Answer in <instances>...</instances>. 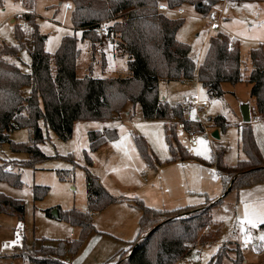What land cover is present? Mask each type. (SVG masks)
<instances>
[{"label": "rangeland", "instance_id": "rangeland-1", "mask_svg": "<svg viewBox=\"0 0 264 264\" xmlns=\"http://www.w3.org/2000/svg\"><path fill=\"white\" fill-rule=\"evenodd\" d=\"M223 2L226 3L224 0L218 1L208 12L213 11L218 15L221 12L224 21L231 18L229 24L233 27L230 28L238 31L242 80L236 84L222 83L223 94L219 98L211 97L194 79L186 83L177 80H161L158 83L159 97L172 105L180 104L184 109V118L198 122L201 126L200 130L194 128L190 131L180 130L177 124L182 121L174 122V119H146L139 104L127 102L118 118L113 121H75L72 135L66 140L58 138L40 121L39 125L45 139L37 146L45 155L43 159L31 160L28 153L12 150L11 143H31V132L27 128L5 133L10 142L0 138V161H12L13 164H7L5 167L13 168L18 172L20 180L19 185L0 181V193L23 205L21 216L15 212H0V254L3 256L0 257V264H37L30 262L26 255L31 251H45L47 247H56L60 242L66 246L63 256L60 257L66 264L116 263L120 256L130 251L129 241L138 233V210L130 212L127 208L126 211H121L120 206L115 205L105 207L102 212H96L97 219L92 217L94 230L83 240L74 254L68 252V244L80 237V228L64 219L47 216L45 212L46 209L51 211L57 208L61 212L72 209L87 210L84 153H88L91 157L90 152H92L89 150L88 130L103 131L107 128H115L118 138L116 143L123 149L121 156L127 155L117 159L106 148H101L92 155L91 159L95 161V165L92 169L90 166L89 170L98 179H102L104 184L100 179L99 181L104 187L107 186L114 191L115 188H126L125 186H140L138 194L135 193L134 196L142 199L146 205L160 209L185 205L202 206L207 198L218 192V189L222 190L221 180L213 177L208 165L196 160L192 163L166 162L169 158V150L165 140L164 125L174 126L179 141L198 158L209 160L218 148L222 149L223 162L229 166L245 158L240 145L241 123L238 117V104L239 101H249L253 109L256 107L255 100L250 95L251 86L246 79L251 65L250 50L258 46L264 47V1L240 2L231 8V10L234 8V11L230 15L226 13L230 6L224 5L221 11ZM182 5L187 15L168 17L183 19L182 25L177 30V38L191 47V53L196 60L207 50V48L204 50L207 35L209 37L218 32L213 33L208 30L206 14L198 12L192 6ZM71 7L72 4L66 7L65 2L59 0H34L29 6L26 0H3L0 6V42L7 45L16 44L17 25L24 32V41L30 39L31 28L23 17L27 13L35 17L38 31L42 37H45L44 50L48 53L53 54L57 50L63 36L72 35L77 38L80 53L76 62V73L79 77L85 74L94 77L128 76L130 72L125 57L109 56L107 59L96 48L97 42L93 49L89 39H81V31L74 30L72 26ZM113 22L110 18L98 28L96 33L100 40L108 37V40L112 39V36H107L106 29ZM103 30L106 33H103ZM236 38H232V43L233 40H238ZM104 48L107 49V51L103 49L105 54H111L112 49L109 46L104 45ZM197 54L200 55L197 57ZM18 59L21 69L29 72L30 56L26 48L19 52ZM195 95L199 101L208 102L207 108L196 111L185 104V99ZM219 114L224 115L228 123L224 129H218L219 138L203 134V124L199 119L203 120L211 133L217 128L210 119ZM254 114L258 121L248 124L251 125L260 152L264 156V117L258 113ZM193 132L197 133V145L190 147L186 140ZM133 135L144 137L149 149L161 162L158 168H151L141 158ZM201 139L206 142L204 145L199 143ZM113 151L117 154L120 149L114 147ZM27 160H31L32 163L20 165L19 162ZM154 175L156 176L154 180L148 182ZM115 179H118V183H115ZM42 187L46 190L41 194ZM37 190L40 195L37 193L39 198L35 199ZM109 193L117 197L116 194L110 191ZM134 196L128 197V200L131 202ZM131 204L134 206L132 202ZM123 214L125 220L118 223V219ZM210 216L212 223L204 233L211 231L214 235L213 232L217 229L216 236L204 245L197 242L176 264H208L220 247L227 255L224 262L232 264L230 257H234L233 249L236 245L240 246L243 253V264H264V240L260 239L264 236V228L259 227L264 223V182L229 192L222 198V202L210 210ZM242 242L245 247L241 245ZM19 244L22 246H18ZM12 246L14 248H11ZM33 253L30 255H36ZM123 259L125 256L121 258Z\"/></svg>", "mask_w": 264, "mask_h": 264}, {"label": "trees", "instance_id": "trees-1", "mask_svg": "<svg viewBox=\"0 0 264 264\" xmlns=\"http://www.w3.org/2000/svg\"><path fill=\"white\" fill-rule=\"evenodd\" d=\"M33 1L26 0V3L29 6ZM62 1L71 2L73 29L80 30L81 39H89L93 49L95 42L100 40L96 31L104 21L113 19L107 34L112 39L116 37V40L113 39L115 51L126 57L130 74L126 77H94L91 74L79 77L76 73L80 53L77 38L72 35L63 36L57 50L50 54L44 50V40L38 31L35 17L24 14V20L31 28L30 39L24 41V32L17 25L16 44L0 42V138L9 141L5 133L20 128L29 129L31 143H11V147L13 151L28 153L31 160L45 158L37 146L45 139L40 121L58 138L66 140L72 135L75 121L116 119L126 103L131 102L140 105L146 119H174V122L184 123L185 131L191 128L200 130L198 122L184 118V109L180 104L172 105L159 97V81L196 79L211 97H219L223 94L222 83L236 84L242 80L239 40H233L232 47L228 48V35L218 32L210 36L204 57L197 65L196 60L190 56V46L176 38L183 19L168 17L157 10L158 3L166 2L172 7L192 5L198 12L207 14L220 0H59ZM2 3L3 0H0V6ZM198 3L203 6L198 8ZM25 48L30 56L29 72L23 71L18 62V54ZM249 58L252 69L246 81L251 84L250 95L255 100L257 113L264 115V47L251 49ZM210 120L216 128L226 127L221 115ZM87 135L89 150L92 152L106 141L117 138L113 127L103 131L89 130ZM164 135L169 150L167 163L196 160L213 166L223 190H228L227 193L264 182V156L250 124L244 123L240 128V145L245 158L233 166L223 162L221 148L215 150L209 160L192 155L179 141L172 125H164ZM133 140L146 164L154 169L161 165L143 136L133 135ZM84 155L87 210L61 212L57 208L58 219H64L80 228V237L68 244V252L72 254L94 230L93 214L123 200L122 197L111 195L90 172L92 159L88 153ZM31 160L19 163L24 166L31 164ZM7 164L13 162L0 161V181L19 185L18 172L13 168L5 169ZM41 190L42 194L46 189L42 187ZM37 193L40 195L37 190L35 199L39 198ZM223 197L210 204L205 203L203 207L178 206L172 209L153 208L142 199L134 197L131 202L141 212L138 235L130 242V252H123L124 255L116 263L176 264L197 242L204 245L216 236L217 229L214 235L211 231L204 233V230L212 223L210 210L222 202ZM0 212H15L21 216L23 205L0 193ZM45 212L51 216L50 209ZM259 227L264 228V223ZM65 249L66 246L60 242L56 247H47L45 251H31L26 258L37 264H66L60 259ZM233 251L235 255L231 259L232 263L243 264L244 256L240 246L236 245ZM32 252L36 255H30ZM124 256L125 259L121 260ZM226 257L220 247L208 264H226Z\"/></svg>", "mask_w": 264, "mask_h": 264}, {"label": "crops", "instance_id": "crops-1", "mask_svg": "<svg viewBox=\"0 0 264 264\" xmlns=\"http://www.w3.org/2000/svg\"><path fill=\"white\" fill-rule=\"evenodd\" d=\"M240 2H244V1H242V0H227L226 1V3H224L223 2V4L221 5V11H223V9H224V5H226V7H228V6H230L229 7V11H227L226 10V13H227V15L229 14H232L233 13V11H234V8H233V10H231V8L232 7H234L236 4H238V3H240ZM185 5H188V4H185ZM188 6H192V5H188ZM193 7V6H192ZM220 17L222 18V13L220 12ZM230 19L231 18H227L226 19V21H224V19L222 18V24H223V27H222V30H221V32L222 33H224V34H226V35H228V36H230V35H234V37L236 38V39H240L239 38V36H238V31H236V30H234L233 28L231 29L230 28V26H232V25H230L229 24V22H230ZM233 27V26H232ZM107 30V29H106ZM103 33H106V31H102ZM81 33V32H80ZM107 36H108V34H107ZM210 37V36H209ZM209 37L207 36V38H205L206 39V41H205V44H204V50H206V48L208 47V39H209ZM176 38H177V32H176ZM108 39H109V37H108ZM107 38H102L99 42H97L96 44H97V46H96V48L101 52V55H103L104 54V56H106L105 58H107L108 59V57L110 56V57H121L122 55H120V54H118L116 51H115V48H114V40H116V37L115 38H113V39H110V40H108ZM178 39V38H177ZM179 40V39H178ZM239 42H240V40H239ZM104 45H106V46H109L112 50H111V54H105L104 52H103V49H105L104 48ZM95 47V46H94ZM106 51H107V49H105ZM103 53V54H102ZM203 54V53H202ZM201 54V56H199L200 54H197V57L199 56V59L198 58H196V62H197V65H199L200 63H201V61H202V59H203V57H204V54L202 55ZM194 54H192L191 53V47H190V56L193 58V59H195L194 58V56H193ZM123 57H125V56H123ZM240 57H241V52H240ZM78 59V58H77ZM125 59H126V57H125ZM198 59V60H197ZM242 60V59H241ZM241 64H242V61H241ZM250 64H251V62H250ZM252 69V64L250 65V68H249V70H248V73H247V76H248V74H249V72H250V70ZM84 76V75H83ZM118 77H120V76H118ZM193 80V79H192ZM195 81H196V83L199 85V86H201V84L196 80V79H194ZM177 81H180V80H177ZM181 83H186V82H188V81H180ZM250 86H251V84H250ZM204 88V87H203ZM205 89V88H204ZM206 90V89H205ZM207 92V91H206ZM219 97H221V96H219ZM219 97H214V98H219ZM256 108V107H255ZM253 109V107L251 106V102H250V109H251V115L253 116V113H255V114H257V109ZM238 114H239V119H240V123H241V125H240V127L244 124L242 121H241V117H240V113L238 112ZM254 114V115H255ZM219 115H221V116H223L224 117V119H225V123H226V125L228 124L227 123V119H226V117L224 116V115H222V114H219ZM262 117H264V115L262 116ZM118 118V117H117ZM113 120H115V119H113ZM113 120H107V121H113ZM240 127H239V129H240ZM219 128H217V130H218ZM89 131V130H88ZM88 133V132H87ZM218 133H219V131H218ZM88 136V135H87ZM118 139V138H117ZM117 139H115V140H108L107 142H105L104 144H101L98 148H97V150H95V151H93V152H90V154H91V157H92V155L95 153V152H97L98 150H100L101 148L103 149V148H106V150H108V152H112V156H114L115 158H117V159H122L123 157H125V156H127V155H124V156H121V152L123 151V149L121 148V146L120 145H118L116 142H118L117 141ZM115 141V142H114ZM88 143H89V141H88ZM114 147H117V148H119L120 149V151H119V153H117V154H115V152L113 151V149H114ZM262 152H263V150H262ZM264 153V152H263ZM195 160H186V161H176L175 163H179V162H194ZM196 162V161H195ZM94 165H95V161L92 159V165H91V169L94 167ZM205 166V165H204ZM162 167V166H161ZM209 169H210V171L213 173V177L214 178H216V180H217V178H219V175H218V173H217V171H216V169L213 167V166H207ZM158 168V167H157ZM121 172H122V170H121ZM156 176L154 175L152 178H151V180L150 181H148V182H151L152 180H154V178H155ZM100 179V181L102 182V179L101 178H99ZM220 179V178H219ZM118 181V179H115V183H118L117 182ZM147 182V183H148ZM103 183V182H102ZM104 184V183H103ZM110 192H112V193H114V194H116V196L117 197H122L123 198V200H120V201H118V202H116V203H112V204H110V205H108L107 207H113V206H120V209H121V211H126V209L128 208V210H130V212H132V210L133 211H136V210H138L139 211V217H140V210L139 209H135V207L131 204V202L128 200V197H130V196H134V194L136 193V194H138V189H139V187L140 186H131V187H128V186H125L126 188H115L116 190H111V188H109V187H107V186H105ZM227 191L228 190H226V191H224L223 190V188H222V190H220V189H218V192L216 193V194H214V196H212L211 198H207V201L205 202V203H210V202H214L215 200H217V198L219 197V196H221V195H223L224 197L225 196H227ZM134 197H137V196H134ZM144 199H146V198H144ZM205 203H204V205H205ZM204 205H199V206H195V207H203ZM185 206H194V205H185ZM106 207V208H107ZM178 207V206H177ZM154 208V207H153ZM105 209V208H104ZM103 209V210H104ZM158 209H160V208H158ZM172 209V208H171ZM103 210H101L100 212H102ZM98 213V212H97ZM97 213H95L94 215H93V218H95L96 217V215H97ZM52 217V216H51ZM139 217H138V220H139ZM92 218V219H93ZM95 219H97V217L95 218ZM119 222L118 223H120L122 220H125V214H123L119 219ZM138 231H139V226H138ZM137 235H138V233H137ZM136 235V236H137ZM135 236V237H136ZM142 237V236H141ZM140 237V238H141ZM135 239V238H134ZM133 239V240H134ZM133 240H131V241H133ZM131 241H129V242H131ZM210 242V241H209ZM239 243H240V241H239ZM130 245V243L128 244V246ZM241 245H243V247H245L244 246V244H243V242L241 243ZM18 246H22V244H19ZM128 246L126 247V249L128 248ZM11 248H14L13 246L11 247ZM125 249V250H126ZM130 252V251H129ZM128 252V253H129ZM190 252V251H189ZM257 253H259V252H257ZM0 257H3L1 254H0ZM1 259V258H0ZM231 259H233V257H230V261H231V263H232V260ZM233 264V263H232Z\"/></svg>", "mask_w": 264, "mask_h": 264}, {"label": "built area", "instance_id": "built-area-1", "mask_svg": "<svg viewBox=\"0 0 264 264\" xmlns=\"http://www.w3.org/2000/svg\"><path fill=\"white\" fill-rule=\"evenodd\" d=\"M224 1L226 2L227 0H224ZM65 6L70 7L71 6L70 2H66ZM157 10L159 12L167 15V16H171V15L184 16V15H187V13L184 10L183 5L172 7V6H169L166 2L158 3ZM205 17H206V20L208 22V26H209L208 30L209 31H212L213 33L221 32L223 24H222V18L220 17V15L216 14L213 11H210L205 15ZM229 37H230V41L228 43V48H231L233 45L232 44V38H235V37H234V35H230ZM185 104L187 106H189L190 108L193 107L194 109H196V111H200L202 109H205L208 106V102L206 100L199 101L197 98V95H195L194 97H190L188 99H185ZM199 121L202 122V124H203L202 133L205 134L206 136H211L213 138V136H212L213 131L211 133H209L207 126L204 125V123H203V120L199 119ZM208 121H210V120H208ZM257 121H258V118L251 115V122H257ZM177 127L180 130H184V123L179 122L177 124ZM196 135H197L196 132H193V133L188 135L186 141L190 147H195L197 145ZM5 169H9V168L5 167Z\"/></svg>", "mask_w": 264, "mask_h": 264}, {"label": "water", "instance_id": "water-1", "mask_svg": "<svg viewBox=\"0 0 264 264\" xmlns=\"http://www.w3.org/2000/svg\"><path fill=\"white\" fill-rule=\"evenodd\" d=\"M203 4L198 3L197 7H202ZM45 39V37H43ZM238 109L241 117V121L245 124H248L251 122V109H250V102L249 101H239L238 104ZM213 138L218 139L219 138V133L218 130L215 129L212 132ZM51 216L54 218H58V212L57 209H52L51 210Z\"/></svg>", "mask_w": 264, "mask_h": 264}, {"label": "snow or ice", "instance_id": "snow-or-ice-1", "mask_svg": "<svg viewBox=\"0 0 264 264\" xmlns=\"http://www.w3.org/2000/svg\"><path fill=\"white\" fill-rule=\"evenodd\" d=\"M199 143H200L201 145H204L206 142H205L203 139H201V140L199 141ZM253 226H255V225H253ZM260 239L264 240V236L260 237Z\"/></svg>", "mask_w": 264, "mask_h": 264}]
</instances>
